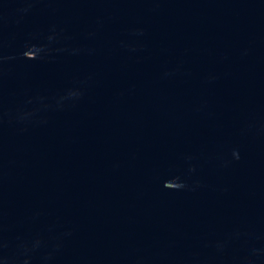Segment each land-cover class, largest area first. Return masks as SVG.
Wrapping results in <instances>:
<instances>
[{
  "label": "water",
  "instance_id": "obj_1",
  "mask_svg": "<svg viewBox=\"0 0 264 264\" xmlns=\"http://www.w3.org/2000/svg\"><path fill=\"white\" fill-rule=\"evenodd\" d=\"M0 264H264V0H0Z\"/></svg>",
  "mask_w": 264,
  "mask_h": 264
}]
</instances>
